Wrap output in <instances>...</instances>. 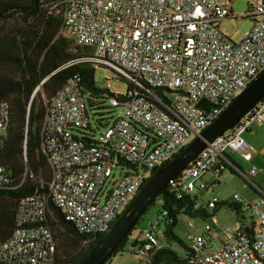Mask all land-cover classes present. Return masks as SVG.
<instances>
[{
	"label": "built area",
	"instance_id": "2783aa9c",
	"mask_svg": "<svg viewBox=\"0 0 264 264\" xmlns=\"http://www.w3.org/2000/svg\"><path fill=\"white\" fill-rule=\"evenodd\" d=\"M237 1L249 5L240 18L252 25L234 42L220 24L238 18L230 7ZM53 9L62 16L59 35L88 50L74 63L110 70L128 90L104 94L112 108L123 110L104 127L98 120L93 126L79 77L47 101L42 150L52 179L46 190L40 179L20 200L13 236L0 242V264H56L57 220L51 207L86 237L85 244L104 236L152 174L264 73V0H60ZM261 101L170 186L178 201L192 200L194 213L226 205L214 195L226 170L255 187V199L235 193L230 205L241 217L252 212L257 222L240 218L229 231L208 222L199 234L188 232L193 253L183 256L189 264H264V191L252 180L260 170L253 166L245 172L230 160L236 154L251 161L243 136L254 123H264ZM9 118V105L1 103L0 147ZM29 178L27 170L18 183L0 165V190H19ZM205 193L213 194L206 202ZM177 219L161 209L141 225L136 254L148 259L162 249L177 251L166 238ZM193 220L187 223L190 230L196 228Z\"/></svg>",
	"mask_w": 264,
	"mask_h": 264
},
{
	"label": "trees",
	"instance_id": "16d2710c",
	"mask_svg": "<svg viewBox=\"0 0 264 264\" xmlns=\"http://www.w3.org/2000/svg\"><path fill=\"white\" fill-rule=\"evenodd\" d=\"M59 1L0 0V104L7 103L10 108L9 122L0 147V165L18 183L27 170L33 175V179L29 178L19 190H0L1 243L13 236L20 200L34 192L40 179L44 184L43 190L47 189L52 179L48 158L42 150L47 101L71 78L79 77L89 113L95 118L100 117L99 126L104 127L103 123L116 117L110 115L114 108L104 97L108 91L96 86L93 65L74 63L84 57L88 50L73 46L59 35L62 16L53 9ZM230 160L236 164L231 157ZM159 198L163 202L162 209L169 210L174 216L179 215L177 210L184 209L183 214L192 219L210 220L218 211V208L214 210L213 215H209L205 209L192 212V200L178 201L173 187H169ZM51 208L57 220L53 223L58 243L56 264H81L103 236L90 237L85 244L86 237L79 235L72 223L67 222L57 209ZM141 224L138 223L137 229ZM252 226L249 231L253 235L256 226ZM166 238L177 243L183 253L162 249L150 253L146 264H189L183 255L189 256L193 249L173 229L169 230ZM128 243L129 239L124 240L115 253L122 252Z\"/></svg>",
	"mask_w": 264,
	"mask_h": 264
},
{
	"label": "rangeland",
	"instance_id": "374dc122",
	"mask_svg": "<svg viewBox=\"0 0 264 264\" xmlns=\"http://www.w3.org/2000/svg\"><path fill=\"white\" fill-rule=\"evenodd\" d=\"M231 9L234 15L238 16L237 19H227L220 24V30L224 35H226L229 39L234 42H239L243 37L244 33L251 27L252 22L249 19H245L244 21L240 18L241 15H244L249 12V5L247 2L237 1L231 4ZM95 83L96 86L100 89H105L112 93H120L124 94L128 90V83L126 81H122L116 78V75L110 71L105 70L104 68H95ZM44 101L46 102V98L44 96ZM113 112L110 115L119 116L122 114L123 110L121 108H117L112 110ZM100 113H106L100 111ZM92 119V124L96 127V121L100 119L99 116L94 117V115L90 114ZM107 117H111L107 115ZM253 132H247L243 137L244 140L252 146V156L253 161L251 163L244 162L240 156H235L237 163L240 165L243 171L248 172L252 166H256L260 172L259 174L253 178V182L264 191V137L262 139H256L255 141H251L249 138L252 137ZM264 136V134H263ZM249 140V141H248ZM254 186L244 181L242 177L237 174H231L230 170H227L222 179V183L216 192L217 195H220L221 198L228 200L226 205H222L220 209L215 212L221 227L225 231H229L232 226L236 223V215L232 213L231 210V201L233 199V195L235 193L240 194L243 197H254ZM204 196V197H203ZM202 197L204 199L208 198L209 195L207 193L203 194ZM163 208V202L160 198H158L155 202V205L149 208L145 215L140 219L139 224L143 225L145 222H150L154 220L158 213ZM245 221L247 222H257V217L249 212L244 215ZM190 221V217L185 214H181L178 216V225L174 229V233L182 239L185 243L189 244L187 240L188 232L192 234H199V230H201L205 221L200 218L194 219L193 221L196 224V228L194 230H190L187 227V223ZM138 227V225H137ZM140 236V230L135 229L132 231L129 236V243L127 247L122 252H117L113 254L109 261L105 264H146L148 259H142L136 254V248H134L133 243ZM192 245V244H189ZM173 246L180 252H182L181 248L177 243H173ZM183 253V252H182Z\"/></svg>",
	"mask_w": 264,
	"mask_h": 264
},
{
	"label": "water",
	"instance_id": "95a60500",
	"mask_svg": "<svg viewBox=\"0 0 264 264\" xmlns=\"http://www.w3.org/2000/svg\"><path fill=\"white\" fill-rule=\"evenodd\" d=\"M262 99H264V73L249 85L200 136L195 137L176 157L152 174L81 264H105L137 228L143 215L186 168L212 143L228 133Z\"/></svg>",
	"mask_w": 264,
	"mask_h": 264
},
{
	"label": "crops",
	"instance_id": "0c3cea01",
	"mask_svg": "<svg viewBox=\"0 0 264 264\" xmlns=\"http://www.w3.org/2000/svg\"><path fill=\"white\" fill-rule=\"evenodd\" d=\"M248 132V131H247ZM246 132V133H247ZM249 132H253V136L252 137H250L249 139L251 140V141H255L256 139H262L264 136H263V134H264V123H254L253 125H252V127L250 128V130H249ZM245 133V134H246ZM244 134V135H245ZM249 141V140H248ZM247 143V142H246ZM248 144V143H247ZM248 146H249V153L251 154V157H252V159H251V161H245L244 160V162H247V163H251L252 161H253V156H252V146H250L249 144H248ZM235 156H237L236 154H231V158L235 161V163H236V165H238L239 167H240V165L237 163V161H236V158H235ZM243 160V159H242ZM253 167V166H252ZM251 169V168H250ZM227 171V170H226ZM226 171H224L223 172V174L221 175V183H222V179H223V175H224V173L226 172ZM230 173L231 174H233L232 173V171H230ZM210 178V177H209ZM221 183H220V185H221ZM220 185H219V187H220ZM219 189V188H218ZM218 189L215 191V194L214 195H216V196H218V197H220V195H217L216 194V192L218 191ZM254 189H255V187H254ZM254 191V190H253ZM208 195H209V197L208 198H206V199H204L203 197H202V199H203V201H208V200H210L211 199V197L213 196V194H211V193H207ZM221 198V197H220ZM245 198H248V199H255L256 198V194H255V192H254V197H245ZM222 199V201H224V202H227L228 203V200H225V199H223V198H221ZM220 207L221 206H219L218 207V210L220 209ZM231 208V210H232V213L233 214H235L236 215V217H237V219L236 220H238V219H240V216L237 214V212L236 211H234L233 210V208H232V206L230 207ZM208 214L209 215H213L212 214V212L211 211H208ZM179 215H181V214H179ZM178 215V216H179ZM183 215V214H182ZM203 221H205V225H206V223H210V222H212V223H216V224H218V226H220L221 227V225H220V222H219V220H218V218H217V216H216V214L213 216V217H211V219L210 220H203ZM177 225H178V219H177ZM176 225V226H177ZM204 225V226H205ZM176 228V227H175ZM204 229V227L201 229V230H199V232H202V230Z\"/></svg>",
	"mask_w": 264,
	"mask_h": 264
}]
</instances>
